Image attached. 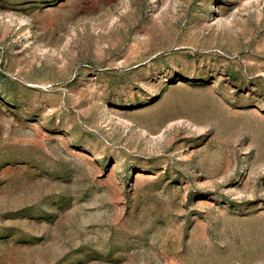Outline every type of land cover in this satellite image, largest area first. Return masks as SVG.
Listing matches in <instances>:
<instances>
[{
  "label": "rangeland",
  "instance_id": "obj_1",
  "mask_svg": "<svg viewBox=\"0 0 264 264\" xmlns=\"http://www.w3.org/2000/svg\"><path fill=\"white\" fill-rule=\"evenodd\" d=\"M0 264H264V0H0Z\"/></svg>",
  "mask_w": 264,
  "mask_h": 264
}]
</instances>
